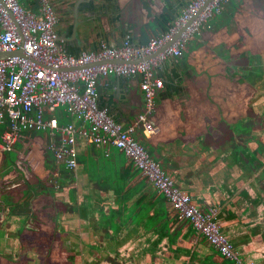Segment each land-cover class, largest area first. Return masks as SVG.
<instances>
[{"label":"rangeland","instance_id":"rangeland-1","mask_svg":"<svg viewBox=\"0 0 264 264\" xmlns=\"http://www.w3.org/2000/svg\"><path fill=\"white\" fill-rule=\"evenodd\" d=\"M69 1L74 0H56L53 5L55 12L60 15L63 14L68 8ZM258 1L243 0L245 5L241 7L242 12L247 14V10L252 8V11L249 12L254 14L253 9L261 6ZM152 2L155 8L162 3L159 0H152ZM233 3H235V0L220 1L222 8L220 14L208 18L206 20L208 25L207 23L201 24L195 30L196 34L192 32L188 35L182 48V62L191 66L190 68L194 72L202 74L209 67V70L213 71L212 76L218 77L221 75L227 79L232 78L233 80V77L237 79L239 97V108L236 109V112L238 111L237 115L240 116L243 114L242 111L245 110L246 115H254L253 121L251 122L252 117L246 116L250 120H241L239 128L243 129L238 131V133H230L227 130L215 133L209 132L210 136H204L203 138L204 144L206 143L204 146L194 143L191 139L189 140H191V144L193 142L190 149L195 153L194 158L205 155L202 159H199L201 164H206L202 162L205 161V158L216 155L215 158L221 159L219 161L222 166L224 164L227 165L226 161L231 153L236 152V161L238 160L240 163L234 165L233 173L238 174L239 180L237 182L240 183L238 185L244 184V187H246L245 185L249 182L250 186L248 185V187L251 189V194L247 195L240 192V196L233 199L235 197L233 190L236 189L233 184L230 192V186L227 188V195L216 197L220 199L219 202L213 200V198H211L210 202H205L195 191L191 195L190 192L185 191V193L191 196L192 203L197 208L206 210V203L212 204L210 208L216 214L214 221L217 223L220 232L226 235L231 242L234 250L238 253V258L245 263L264 264V248H262L264 246V167H262L264 165V98L261 97L264 93V68L261 67L262 70L260 68L258 73H255L254 69L252 74L244 75V72L249 69L247 68L246 56L259 55L258 57H262V54L264 55V32L260 31L251 38L246 35L242 42L237 44V49L235 48L233 56L229 58L231 62L228 58H225V53L222 51L217 52L216 45L221 44L222 47H225L235 39L234 36L229 37L228 35H223V33L219 35V31H216L217 19L220 15L222 19L224 17L225 19L229 18V14L226 16L225 14L228 10L230 13L234 8ZM247 3H249L248 6H246ZM185 5L182 6L184 7ZM182 6L175 13H178ZM23 7L25 9H33V6L28 5L26 2H24ZM239 14H241L240 11ZM254 19L256 22H262L261 15L254 17ZM239 23L242 22L239 21ZM57 26L56 22L54 28L56 29ZM199 40L204 41L203 44H200L204 47H198ZM248 43H252L250 45V49L253 46L252 50L245 48ZM253 44L259 45V47L255 48ZM239 45L243 46L239 47ZM241 48L246 53L240 54ZM221 56H223V59ZM174 59L176 58L166 57L158 61L155 66L156 71L160 69L163 63H175L176 60ZM232 66H237L235 75H232ZM207 75L210 74L208 73ZM247 75L248 77H246ZM247 78L253 81L250 82ZM249 83H252L253 86H249ZM243 90H246L244 95L242 93ZM248 90L253 91V98H249ZM97 92H99V88ZM248 98L252 99V106H249L250 101H248ZM155 100L156 95L152 98L153 108ZM138 112L135 111L134 116ZM55 115L59 118V113H55ZM246 117L244 118L247 119ZM59 120L61 122L64 121L62 112ZM2 127L0 124L1 129ZM158 129L159 131L151 135L152 138L160 136L159 126ZM168 133V135L177 136L176 133H173V130H169ZM188 138L189 136L182 139L186 141ZM45 139L46 142L44 143ZM228 139L233 141L234 145L232 147L227 146L230 142ZM141 141L144 147L148 149L149 156L159 163L163 171L173 180L175 187L181 190L182 184L187 182L188 179H186L185 175H179V172L173 171L171 163H173L175 156L171 152L177 150V147L168 149L169 154L167 156L161 154L163 150L162 152L159 151V156H156L155 152H152V148L147 144V140L141 139ZM47 143L48 137L46 133L26 130L19 134V138L11 150L0 154L2 156L0 160V264H184L188 261V255L184 253V250L190 245L191 248L192 245H197L196 251L190 259L191 264L209 263L204 259V255L209 251V246H212L208 244L204 237V242L197 244V234L195 236H185L186 225L189 223L179 218L178 214L172 209L168 212V234L173 235L176 231L177 233L170 241H168V237H166L167 239L165 236L161 238L155 230L154 232L147 231L141 235L136 243H120L117 252H115L109 248L115 246L113 244L115 240L110 238V228L107 227V233L105 234L109 239L106 242L104 240L102 242L101 239L97 242H89L84 234L85 227L80 226L81 224H86V222H80L76 218H72L68 214V209H66L70 205H66L67 202L62 204L67 197L72 200V189L69 190L63 184L59 190L55 188L57 183L54 181V177L58 178V176L52 174L54 172L53 169H55L56 173L62 165L54 159L51 152L46 148ZM219 145H223L224 148L219 147ZM120 157L121 159L124 158V161H128L123 154ZM246 158H252V160L249 159L251 163L247 162ZM43 162L49 164V167L45 166ZM132 166L131 164L130 167ZM204 168L205 166L201 165L197 171L201 173ZM205 170H207V167ZM187 171L190 172L185 170L186 173ZM59 173V178H65L66 172L59 171ZM228 175L227 172H224L222 177L219 178L221 181L219 183H224V178H227ZM202 179H200V182ZM195 182L197 183V181ZM244 187L242 186V188ZM85 191L83 190V192ZM79 193H82L81 189H79ZM227 199L228 201L221 205ZM231 199H233L232 202H229ZM81 201H84V197L81 198ZM163 203H166L165 200H163ZM24 205L27 210L22 212L19 207ZM166 205L168 206V203ZM63 206L67 210L65 213ZM29 211L30 215L28 216ZM109 214L113 222H119L118 213L114 215V212H111ZM140 214L144 215V217L139 221L134 217V220L137 223L144 222L149 224V222H146L147 215L145 210L140 211ZM226 215H230L229 223L225 222L227 220L225 219ZM161 220L157 221L160 222ZM96 221L95 223H102L100 217ZM132 223L127 219L125 227L120 231L123 234L133 236L137 229ZM112 234L115 233L112 232ZM97 235L101 237L100 234L97 233ZM203 238L201 237V239ZM249 246L250 248H248ZM212 259L223 261V264H232L228 259L220 260L214 253H212Z\"/></svg>","mask_w":264,"mask_h":264},{"label":"built area","instance_id":"built-area-1","mask_svg":"<svg viewBox=\"0 0 264 264\" xmlns=\"http://www.w3.org/2000/svg\"><path fill=\"white\" fill-rule=\"evenodd\" d=\"M220 1L211 0L200 9L205 0H190L163 33L149 36L144 43L133 44L125 35L118 46L98 40L94 50L73 55L55 46L57 34L48 0H0V51H14L20 44L22 51L21 55L0 59V154L11 150L19 134L26 130L46 133V148L68 172H74L77 165L78 141L103 148L105 156L109 148H114L223 259L232 264H251L238 258L220 232L214 210L197 208L191 196L176 188L149 156L141 141L158 131L149 119L152 98L162 87L155 69L157 62L166 57L179 58L188 35L219 13ZM24 2L33 9H25ZM192 16L162 52L147 60H136L168 41ZM108 75L132 79L142 95L140 111L124 125L114 121L97 103L98 79ZM61 112L63 122L59 120Z\"/></svg>","mask_w":264,"mask_h":264},{"label":"crops","instance_id":"crops-1","mask_svg":"<svg viewBox=\"0 0 264 264\" xmlns=\"http://www.w3.org/2000/svg\"><path fill=\"white\" fill-rule=\"evenodd\" d=\"M159 1L162 3L159 7L155 8L154 5H152V0H76L78 8H75L77 12L75 18L80 20L89 17L92 19V23H88L86 27H82V25L78 26L75 35L77 37V42L70 37L69 31H66V34L63 35L70 38L71 43L68 44L67 42H64L63 49L68 51V53H70L69 50L78 53L77 48L79 51L94 49L96 47V42L99 39H103L107 45L118 46L128 33L132 43H136L137 41H139V43H144L148 36L163 33L171 24V21L179 14L183 8L182 5H185V3H188L190 0ZM239 1L240 0H235L234 9ZM263 1L264 0H259L262 5ZM248 5L249 3L246 4V6ZM180 6H182L180 11L175 13ZM260 10L261 9L259 8V11ZM249 11H252V8L247 10V14L243 13V15H240L236 9L234 11L231 10L230 13L228 10L225 16L229 14V18L226 19L225 17L222 19L220 15L217 19L216 26V31H219L218 34L220 35V33H223V35L233 37L236 30L240 27L247 31V33L249 32V38H251L254 34L262 31L264 28L263 11H261V13L259 12L262 19L261 23L256 22L253 17L254 15ZM237 19H239L238 22ZM239 21L242 23H239ZM86 28L87 30H85ZM244 38L245 37H243V39ZM199 42L198 47H204L200 45L204 42L201 40H199ZM251 44L252 43H248L245 48L250 49ZM216 46L217 52L222 51L226 54L225 58L229 59L233 56V52L237 46V40L234 39L233 42L225 47H222L221 44ZM242 46L243 45H239V47ZM252 48L253 46L250 50H252ZM241 49L242 51L240 54L246 53L243 48ZM182 54L179 58L174 59L176 60L175 63H163L160 69L156 71L157 75L162 79V87L156 93L155 105L149 117L154 126L157 128L158 126L160 127L161 134L156 138L150 136L149 138H145V140H147V144H149L152 148V152H155L156 156H159V151L162 152V150L163 152L161 154L167 156L169 154L168 149L177 147V150L171 152V154L175 156L173 163H171L173 171L179 172V175H185L186 179L189 180L182 184V191L190 192V195L195 191L205 202H210L211 198L219 202L220 199H217L216 197L227 195V188L230 186V192V190H232V184L236 186V189L233 190V193L235 194L233 199L237 196L239 197L241 193L247 195L251 194V189L248 187L249 182L245 185L246 187H244V184L238 185L240 184L237 182L239 180L238 174L236 175L233 173V167L235 164L237 165L235 155H232L231 153L229 159H227L226 163L229 164H227L228 166L225 164L222 166L219 161L221 159L215 158L216 155L207 159L205 158L204 160L206 162H202L206 164H201L199 163L201 162L199 159H202L205 155H201L199 158H194L193 156L195 153L190 149L193 142H196V144H199L200 146H204L206 143L204 144L203 138L204 136H210L209 132L231 131V127L237 122L234 116L237 114L236 109L239 108L237 79H234V77L233 80L232 78L227 79L221 75L218 77L212 76L213 71L209 70V67H207L202 74L200 72H194L193 69L190 68L191 66L182 62ZM263 56L264 55L262 54L259 61H261L260 64L263 65L264 68ZM221 57L223 59V56ZM256 61L258 60L255 59L254 63H256ZM208 73L210 75H207ZM124 87L127 88V92L124 91ZM98 88V95L102 91H112L117 98L123 102L118 105L121 112L114 113L113 115L122 125L128 123L133 118L135 111H140L142 106V95L132 79L123 78L122 80L119 76L115 75L103 76L98 79L97 89ZM97 103L100 107L103 106L109 108V102H107V99L103 102V100L99 98L97 99ZM1 130L2 129L0 128V131ZM169 130H173V133H176L177 136L174 137V135H168ZM188 136L189 138L186 141H183L182 138ZM189 139L193 141L192 144ZM45 142L46 139L44 143ZM14 145L15 144H13V146ZM219 147L224 148L223 145H219ZM121 154L122 153L118 150L109 148L108 155L105 156L103 148L78 141L76 155L77 165L74 172H68L62 167L64 172H66L65 178L62 179L64 182L63 185L68 187L69 190L72 189L73 194L72 200L67 197V199H65L66 201L62 202V204L67 202L66 205H70V207H66V209H68V214L72 216V218H76L77 221L80 222H86V224H81L80 226L85 227L86 230L84 231V234L89 242H97L100 239L102 242H106L109 239L106 234H103L102 236L100 235L101 237H99L97 233H95L94 226L97 224L95 222H97L96 220L98 217L102 219V223H108V221H112L109 214L110 212H113L114 210L121 212L119 214V222H114L118 225V231L113 235L112 231L110 232V238H114L115 243H117L116 249L114 250L115 252H117L120 243H136L141 235L145 234L147 231L154 232L155 230L156 232L158 224L156 217L151 219L149 224L144 225L143 222L137 223L134 218L131 219L130 214L135 211V213L138 212L136 218L139 221L144 217V215L139 212L145 210L146 215H151L152 217L158 206L154 201L156 198L155 196H161V193L157 192L145 179L143 185L135 190L134 194L131 195L129 199H125L121 207V204H119V206L115 203L112 190L108 189L105 191L101 188L95 189L90 186V175L99 178L105 177L108 179L120 178V184L123 185V187L121 188V192H118V196L119 193H122L125 189H129L131 186H136V183H138L141 178L139 176L140 173H129L127 175L126 167L130 162L128 159L127 162L124 161V158L121 159ZM108 157H111V162L105 161L108 160ZM1 158L2 156H0V160ZM43 163L45 166L49 167V164H46L45 162ZM201 165H204L205 168L200 173L197 170H199ZM206 167L207 170H205ZM185 170H189L190 172L187 171L186 173ZM53 171L52 174L54 175L55 169H53ZM224 172H227L229 175L227 178H224V183H219L221 182L219 178L222 177ZM203 173L204 175H202ZM55 178L57 177H54V179ZM200 179H202L201 182ZM194 180L197 181V183ZM242 186L244 188H242ZM55 188L59 190V188ZM79 189L82 190V193H79ZM83 190L86 191L83 192ZM82 197H84V201H81ZM140 199L143 200L141 201ZM233 199L229 202H232ZM226 201H228V199L222 202L221 205ZM165 202L168 203L166 200ZM166 203H163L166 212L165 219H169L168 212H170L171 208L169 205L167 206ZM135 204H137V207H135ZM206 204L207 208L212 206V204ZM66 209L63 206L64 213L67 211ZM127 219L130 220L131 223L133 222L132 224L137 229L133 236L125 233L123 234L120 231L125 227ZM225 219H227L225 222L229 223L230 215H226ZM167 221L169 222V220ZM164 236L165 238L167 237L166 234H162L161 238ZM194 246L195 245H192L191 251L195 248ZM251 246L254 248L253 245ZM248 248H250V246ZM262 248H264V246H262ZM210 253L209 250L205 255L207 256Z\"/></svg>","mask_w":264,"mask_h":264},{"label":"trees","instance_id":"trees-1","mask_svg":"<svg viewBox=\"0 0 264 264\" xmlns=\"http://www.w3.org/2000/svg\"><path fill=\"white\" fill-rule=\"evenodd\" d=\"M217 15V14H216ZM202 41V40H201ZM144 139V138H143ZM145 140V139H144ZM146 141V140H145ZM144 141V142H145ZM147 142V141H146ZM148 150V149H147ZM125 157V156H124ZM126 158V157H125ZM108 160H105L106 162H111V157H108L107 158ZM130 162V161H129ZM131 163V162H130ZM130 163H128L129 165L126 167V173H127V175L129 174V173H131V174H135L136 172H138L137 171V169L134 167V166H132V167H130V165L132 164H130ZM133 165V164H132ZM104 167V166H103ZM135 168V169H134ZM59 171H63L64 172V170H63V168L62 167H59L58 168V171H57V176H60V173H59ZM66 174V173H65ZM90 174V173H89ZM65 176V175H64ZM141 178H140V180H139V182L138 183H136V186H138V187H136V186H131V188H129V189H125L122 193H119V196H118V192H121V188L123 187V185H121L120 184V182H121V180H120V178L119 179H108V178H105V177H102V178H99V177H97V176H92V175H90V178H89V183H90V186L91 187H94L95 189H103V190H105V191H107L108 189L109 190H112L113 191V194H114V201H115V203L116 204H121V207H122V204H123V202L125 201V199H129L130 198V196L131 195H133L134 194V192H135V190H137L138 188H140L142 185H143V182H144V180H145V177L144 176H142V175H139ZM63 178H55L54 179V181L57 183V185H56V187L57 188H60V186L64 183L63 182V180H62ZM59 182V183H58ZM136 188V189H135ZM47 190V189H46ZM156 198L154 199V201L157 203V209H156V211H155V213H153V215H152V217H151V215H147L146 216V222H149L151 219H154L155 217L157 218V220H159V219H162L160 222H158V224H157V229H156V232L159 234V236H161L162 234H166L167 235V237H168V241H170V240H172L173 239V236L177 233V231L171 236L170 234H168V231H169V228H168V226H167V220H169V219H165L166 217H165V209H164V205H163V200H165V198L163 197V195L161 196V198H159L158 196H155ZM141 201L143 200V199H140ZM141 201H139V202H141ZM120 206V205H119ZM135 207H137V204H135ZM19 208H21V211L22 212H25L26 210H27V207L24 205V206H21V207H19ZM114 213H118V214H120L121 212H118V210H114L113 211ZM136 212V211H135ZM135 212H132L131 214H130V218L131 219H133L134 217H136L137 216V213H135ZM111 213V212H110ZM140 213V212H139ZM30 215V211H29V213H28V216ZM187 223V222H186ZM115 223L113 222V221H108V223L107 222H105V223H97L95 226H94V231H95V233H98V234H100L101 236L103 235V234H105V233H107V227L108 228H110V232L112 231V232H114V233H116L117 231H118V225L117 224H115ZM143 224L145 225H147V223H144L143 222ZM101 225H103V226H101ZM112 226V227H111ZM158 226H159V228H158ZM100 229V230H99ZM99 230V231H98ZM197 233H196V231L194 230V228H192V226L190 225V224H187L186 225V234H185V236H187V235H189V236H191V235H193V236H195ZM113 235V234H112ZM201 235L199 234L198 235V238H197V244L198 243H203L204 242V238L203 239H201ZM115 246L114 247H109L112 251H114L115 249H116V246H117V243H113ZM197 246V245H196ZM196 246H195V248H196ZM193 249L192 251H191V245L187 248V249H185L184 251H185V253H186V255H188V261L187 262H185L184 264H191L190 263V259L192 258V256L194 255V253H195V251H196V249ZM209 250H210V254L209 255H204V259L205 260H207L209 263H207V264H223V261H216V260H213L212 259V253H214L215 254V256L217 257V258H219L220 260H223V258L219 255V253L213 248V247H210L209 246ZM211 259V260H210ZM229 264V263H228Z\"/></svg>","mask_w":264,"mask_h":264},{"label":"flooded vegetation","instance_id":"flooded-vegetation-1","mask_svg":"<svg viewBox=\"0 0 264 264\" xmlns=\"http://www.w3.org/2000/svg\"><path fill=\"white\" fill-rule=\"evenodd\" d=\"M59 1H62V0H59ZM189 1V0H188ZM48 2H49V4H50V6H51V10H52V13H53V17H54V24L57 22V24H58V26H57V28L55 29L54 28V25H53V29H54V31L56 32V34H57V32L58 31H61L62 30V26H61V22H63V21H66L67 22V25H68V29H69V31H70V26H71V20L73 19V16H76L77 15V12H76V10H75V8H78L77 7V2H76V0H74V1H69L68 2V8L63 12V14H59V13H56L55 12V9H54V3L56 2V0H48ZM261 2H259L258 1V4H260ZM76 4V5H75ZM186 4V3H185ZM234 4V3H233ZM235 5V4H234ZM243 5H245V3L243 2V0H240L239 1V3H237L236 4V6H238L237 8H235L236 9V11L239 13V11L241 12V14L240 15H243V13L244 12H242V10H241V7L243 6ZM261 6L259 7H257V8H254V14L251 12V14H253L254 16L253 17H256V16H259L260 15V13H261V11H263V15H264V1H263V5H262V3L260 4ZM81 6H82V4H81ZM259 8L261 9L260 11H259ZM178 9V8H177ZM234 8L232 9L233 11L235 10ZM221 10H222V8H221V6H220V10H219V13L218 14H220V12H221ZM260 12V13H259ZM238 20L239 19H237V22H238ZM243 31V32H242ZM254 31V30H253ZM262 31L264 32V28L262 29ZM248 35V37H250V33L248 32L247 33V31H245V30H243L242 28H238L237 30H236V32H235V35H234V37H235V40H237V44H240L241 42H242V40H243V37H245L246 35ZM252 36V35H251ZM202 42H204V41H202ZM256 47L255 48H258L259 47V45H256V44H254ZM182 54V53H181ZM259 55H247L246 56V62L248 63V67L247 68H249V69H247L245 72H244V75L245 74H248V75H250V74H252L253 73V71H254V69H255V73H258L259 71H260V68L262 67L263 68V65H261L260 63H261V61H259V58L260 57H258ZM255 59H257L258 61H256V63H254L255 62ZM237 68V66H232V75H235L236 74V72H235V69ZM257 68V69H256ZM262 68H261V70H262ZM259 69V70H258ZM231 74V73H230ZM248 75L246 76V77H248ZM260 75H261V73H260ZM250 82L251 81H253L252 79H250V78H247ZM249 86H253V84L252 83H249ZM250 91V92H249ZM242 93H243V95L244 94H246V90H243L242 91ZM247 93H248V96H249V98H253V96H254V93H253V91H251V90H248L247 91ZM262 98H264V93H263V95L261 96ZM248 98V99H249ZM248 101H250V103H249V106H251L252 105V99H249ZM247 105V104H246ZM247 107V106H246ZM248 109H249V107H248ZM243 112V114H241L240 116H238L237 114L234 116V118H235V120H237V122L231 127V131H229L230 133H232V132H235V133H238V131H240L241 129H243V128H239V125H241V120H245V121H249L250 120V118L252 117V119H251V122L253 121V114H249V115H246L245 114V110L244 111H242ZM237 113H238V111H237ZM246 116H249L250 118H248V117H246ZM244 117H246L247 119H245ZM239 135H243V134H239ZM228 141H230L229 142V144L228 145H230L231 147L234 145V143H233V141L232 140H230V139H228ZM242 149H244L243 147H242ZM236 152H233L232 153V155L234 154L235 155V159H237L236 158V154H235ZM252 160V158H246V161L248 162L249 161V163H251V161L250 160ZM237 163H240L238 160H237ZM263 164V163H262ZM262 167H264V165L262 166ZM250 176H252V175H250Z\"/></svg>","mask_w":264,"mask_h":264},{"label":"water","instance_id":"water-1","mask_svg":"<svg viewBox=\"0 0 264 264\" xmlns=\"http://www.w3.org/2000/svg\"><path fill=\"white\" fill-rule=\"evenodd\" d=\"M209 1H211V0H205V2L200 7V9ZM192 18H193V16L184 25H182L179 29H177V31L172 35V37L168 41H166L163 44H161L155 51H153L151 54L146 55V56H144L142 58H136V60H147L148 58L154 57L158 53L162 52L168 45H170L179 36L180 32L192 20ZM90 22L92 23V19L89 18V17H87L86 19L82 18L80 20H77V18H75V16H73V19L71 20L70 31L68 29L67 22L66 21L61 22L62 30L57 32V37H56V40H55V46L57 48H62L63 49L64 48V42H67L68 44L71 43L70 38H68L67 36L63 35V34H66V31H69L70 37H72V39L77 42V37L75 35H76V31H77L78 26L82 25V27H86V25L88 23H90ZM85 30H87V28ZM127 35H129V33ZM99 40H103V39H99ZM130 40H131V38H130ZM138 43H139V41H137L136 43H133V44H138ZM94 49H86L85 51H90V50H94ZM77 51L79 52L78 48H77ZM69 52L71 54H73V55L77 54V52L75 53V51L69 50ZM21 54H22V51H21V44H20L19 48H17L14 51H0V59L8 57V56H12V55H21ZM109 61H111V62H121V61H119L117 59H110ZM115 76H119L122 80L124 78L123 76H120V75H115ZM124 91L127 92V88L126 87H124ZM99 98H101V100H103V102L107 99V102H109V108L103 107V106H101V107L106 109V112L112 117V119L114 121H118L117 118L115 116H113V115H114V113H120L121 112V109L118 107V105L123 103V102H121L117 98V96L114 94V92H112V91H110V92L102 91L98 95V99ZM196 233H197V236H198L199 235V231H196Z\"/></svg>","mask_w":264,"mask_h":264}]
</instances>
